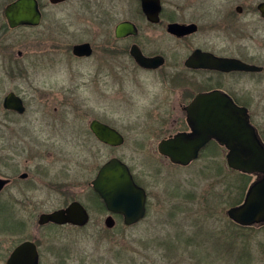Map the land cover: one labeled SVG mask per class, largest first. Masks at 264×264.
Masks as SVG:
<instances>
[{"label":"flooded vegetation","instance_id":"obj_1","mask_svg":"<svg viewBox=\"0 0 264 264\" xmlns=\"http://www.w3.org/2000/svg\"><path fill=\"white\" fill-rule=\"evenodd\" d=\"M16 1L13 0L8 3L0 1V151L2 139L6 142L7 137L15 155H19L27 150L26 145H24L26 144V140L22 136L28 135L30 132V121L27 119L31 113L35 116L36 121L41 118V133L44 130H46V133H49V130H51L59 133L66 132L67 134L69 131H72L73 135L71 137L76 150L75 157H80V151L91 149L93 160H98V165L93 169L90 163H82L80 160H76L75 163H61L60 169L53 176H50V173H53V171L46 163H1L0 154V180L5 182L3 188L0 190V213L3 209L9 207V213L14 215V218L10 222L11 227H15L13 231L16 233H24L29 230L37 231V236H24L15 248L26 241L34 243L39 253L38 264H43V256L46 253L44 240L45 238L49 239L47 232L59 230L83 232L91 230L97 233L95 237L98 241L99 238L103 239L104 236L109 235V232L119 227L125 231L134 230L149 219V188L138 178L134 171V166L128 163H174L160 153V144L179 133H189L191 131L188 124L187 110L199 96L220 92L229 97L237 106L245 108L249 114L251 124L256 128L258 137L264 145V139L260 131L252 123L254 115L257 116L255 104L264 101V44L261 45V53H258V48L251 50L253 52L250 59L242 56L241 52L237 53L235 51L239 48L231 47L230 44L226 45L225 42L228 39L227 30L232 29L233 25L236 28L237 20H235V16H226L222 13H216V15L210 17L206 10V6L210 1L159 0L161 9L158 20H154L155 22H153L146 16L141 0H130L131 8L129 15L119 21L111 33H106L107 38L105 43L99 45L101 46L99 48L103 49L102 54L107 59V62L115 54L123 56L128 60L130 65L123 66L122 71L128 83L132 85V90L129 92L131 102H134L135 96L139 97L138 91L142 93L146 92L144 83L147 79L154 80V96L143 111L139 112L135 117L157 120L159 126L156 127L157 129H154V132H158V130L159 132H164L166 129L174 130V134L164 137L157 145V152L164 160H143L133 155L129 161L112 154L114 150L122 149L127 145L126 136L103 120H92L87 129L77 126L78 121L72 126L66 127L65 117L69 114L66 112L61 118L63 121L56 120L52 124L45 125V120H47L49 115L47 111L49 95L46 88H44V86H47V80L43 78L46 77L45 72L48 71V66L45 54L42 52L36 53L37 49L35 46L38 45L37 47L39 48L41 46L39 45L40 42L32 40L49 38L48 32L39 31L35 36L30 34L26 37L29 45L31 47L34 46V59L32 58V52L29 55L27 50L23 51L19 48L27 45H22L24 43L22 40L17 41L14 39L12 33L23 29L32 31L43 29L48 13L68 4L70 0L61 2L36 0L38 12L40 13V22L36 25L28 24L11 27L6 17V9ZM261 3H264V1L257 2L251 8L255 6L253 11L260 16V23L264 24V18L258 10V6ZM239 7H241V10H239ZM235 11L241 15L244 9L242 6H238ZM226 22L229 24L227 28ZM122 23L131 24L135 33H127L123 37H118L116 30ZM175 24L183 26L185 29L184 34L172 33L169 30L170 26ZM234 39L233 43L236 44ZM252 39L254 40L255 36ZM20 43L21 45H19ZM84 43L91 45L92 54L88 57L75 56L73 54L74 47ZM17 47L19 48L18 51H16ZM134 48L146 58L162 57L164 63L154 68L144 67L133 56L132 51ZM95 49H97L95 44L81 42L73 45L71 50L75 58L82 60L93 57ZM197 51L218 58L237 59L260 68V70L252 72H223L206 68L188 67L186 61ZM27 54L31 58L30 62H28ZM40 66V73L43 78L41 81H38L36 78L40 74ZM105 77L114 79L113 69L109 65H106ZM22 82L26 83L29 87H26L27 90L22 88ZM149 90L152 92L151 89ZM65 105L69 108L70 106L71 108L74 107L71 100L66 101ZM72 114L77 116L75 111ZM95 120L118 131L123 136L124 143L121 146L114 147L100 141L90 128L91 123ZM67 141L69 142V139ZM32 143L35 144L36 148L35 150L29 148L28 151L31 152V156L34 153L35 155L33 156L36 159L44 157V144L37 141ZM149 145L144 143V138H138L132 145V148L134 151L141 152L147 150ZM211 145L227 152L225 147L213 139L200 151L199 158L191 163L197 162L202 153ZM114 158L128 166L134 182L143 188L146 193L145 216L132 225L126 223L123 214L111 212L101 194L94 187V181L97 179L100 169ZM250 176L254 177L255 180L250 183L244 198H242L241 192L235 194L240 187L236 184L237 179L234 181V205L226 210L228 228H224L226 226L218 227V232L215 233L204 226L201 234L197 235L202 237L201 241L204 244H206V239L203 240L205 235L214 237L217 241L216 248L224 249V254L231 258L235 257L233 264H250L252 258L249 251L251 240H249L250 236L248 233L264 230V221L252 225H242L229 216L230 210L244 204L249 188L263 179L262 174ZM49 190L53 192L54 196L65 202L57 205V207L50 208ZM4 197H9L10 203H3L1 199H4ZM74 202L80 203L86 209L89 215L87 224L79 226L41 222L42 216L65 210ZM206 209L207 211L210 210L209 207ZM25 215L27 217L23 219L22 216ZM91 237H94V235ZM193 238L192 236L191 240L189 239L191 243H193ZM73 243L74 241L66 243L63 240H58L57 243L47 245V250L56 258L55 261L58 264H67L75 257ZM83 259L86 260V257H83Z\"/></svg>","mask_w":264,"mask_h":264},{"label":"rangeland","instance_id":"obj_2","mask_svg":"<svg viewBox=\"0 0 264 264\" xmlns=\"http://www.w3.org/2000/svg\"><path fill=\"white\" fill-rule=\"evenodd\" d=\"M0 1L8 3L13 0ZM207 1H210L206 6L210 17L222 13L235 16L237 20L236 28L233 25L232 29L227 30L226 45L239 48L235 51L241 52L247 59H250L253 52L251 50L254 48H258V53H261L264 24L260 23V16L254 13L255 6H251L264 0ZM238 6L244 9L241 15L235 11ZM130 8V0H70L68 4L48 13L43 29H23L12 35L17 41L22 40V45H27L19 48L27 50L29 55L32 52L34 59V46L32 48L29 45L26 37L30 34L35 36L39 31L48 32L49 38L32 40L40 42L39 48L38 45L35 46L36 53L45 54L48 66L46 77L41 76L40 66V74L36 78L38 81L42 78L47 80V86L44 88L49 95V115L45 125L56 120L63 121L61 118L66 112L69 113L65 117L66 127L78 121L77 126L87 129L92 120L100 119L117 128L127 138V145L114 150L113 156L123 157L127 161L131 160L133 155L143 160H164L157 152V145L164 137L174 134V130L154 132L159 126L157 120L135 117L154 96V80L147 79L144 83L146 92L138 91L139 97L135 96L134 102H131L129 92L132 85L128 83L122 71L123 66L130 65L128 60L115 54L107 62L102 54L103 49L99 48V45L106 41V33H111L116 24L129 15ZM228 25L226 22V28ZM233 38L236 39V44L233 43ZM81 42L96 45L93 57L79 60L73 56V45ZM19 48L17 47L16 51ZM28 54L27 59L30 62ZM106 65L113 69L114 79L105 77ZM22 84L23 89L29 88L26 83ZM69 100L74 107L65 105ZM255 108L257 116L254 115L252 123L264 139V101L257 102ZM74 111L77 116L72 114ZM27 120L30 121V132L22 136L26 140L24 145L27 152L15 155L8 137L6 142L2 139L1 163H46L53 171L50 176L60 169L61 163H75L80 160L82 163H90L92 169L98 165V160L92 158L91 149L82 150L80 157H75L72 131L67 134L51 130L46 133L44 130L41 133V118L36 121L35 116L30 113ZM138 138H144V143L150 144L147 150L134 151L132 145ZM36 141L44 144V157L41 159H36L34 153L31 156L28 151L29 148L35 150L36 146L32 142ZM226 154L223 149L211 145L197 162L186 167L172 163H128L134 166L138 178L149 188V219L134 230L125 231L119 227L98 241L95 237L97 233L91 230L47 232L49 239L44 240L46 253L43 256V264H58L56 258L47 250V245L57 243L58 240L66 243L74 241L75 257L67 264H233L235 257L231 258L224 254V249L216 248L217 241L214 237L204 234V244L202 237L197 236L204 230V226L215 233L218 232V227L228 228L226 210L234 205L235 194L241 192V181L236 172L227 166ZM235 179L240 189L234 194ZM254 180L252 177L250 183ZM48 195L50 208L65 202L54 196L51 190ZM1 200L3 203H10L9 197ZM208 207L209 211L206 209ZM8 209L9 207L0 213V264H5L12 250L24 236L38 235L36 230L14 232L15 227H11L10 223L14 215H11ZM22 217L26 219L27 216ZM248 234L251 240L250 264H264V230ZM93 235L94 237H91ZM192 236L193 243L189 241ZM83 257H86V260Z\"/></svg>","mask_w":264,"mask_h":264},{"label":"water","instance_id":"obj_3","mask_svg":"<svg viewBox=\"0 0 264 264\" xmlns=\"http://www.w3.org/2000/svg\"><path fill=\"white\" fill-rule=\"evenodd\" d=\"M61 2L65 0H52ZM146 16L153 22L158 20L159 0H141ZM241 10V7H239ZM264 18V3L258 6ZM6 17L11 27L40 22V13L36 0H17L6 9ZM172 33L184 34L180 25H172ZM135 33L133 26L122 23L116 34L123 37ZM73 54L77 57L90 56L91 45H76ZM138 63L147 68H154L164 63L162 57L146 58L136 48L132 51ZM186 65L192 68H206L223 72L257 71L260 68L237 59L218 58L210 54L195 52ZM189 133H179L160 144L159 151L168 157L172 164L186 167L199 158L200 151L211 141L216 140L227 150V166L234 171L248 175L262 174L263 179L253 184L242 206L229 211V216L242 225H252L264 221V145L258 137L256 128L251 124L245 108L239 107L226 95L213 92L201 95L188 108ZM96 137L114 147L124 143L123 136L115 129L99 121L90 125ZM5 182L0 180V190ZM95 189L101 194L108 209L124 215L128 225L137 223L145 216L147 197L145 190L133 180L127 165L114 158L105 164L94 181ZM89 221L86 209L78 202L67 209L42 216L44 223L73 224L83 226ZM39 253L34 243L26 241L17 246L7 258L5 264H38Z\"/></svg>","mask_w":264,"mask_h":264},{"label":"trees","instance_id":"obj_4","mask_svg":"<svg viewBox=\"0 0 264 264\" xmlns=\"http://www.w3.org/2000/svg\"><path fill=\"white\" fill-rule=\"evenodd\" d=\"M236 174L238 175L237 177L241 181V196L243 198V196L245 195L246 190L250 184L252 177L248 174H244V173H240V172H236Z\"/></svg>","mask_w":264,"mask_h":264}]
</instances>
